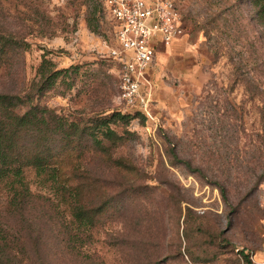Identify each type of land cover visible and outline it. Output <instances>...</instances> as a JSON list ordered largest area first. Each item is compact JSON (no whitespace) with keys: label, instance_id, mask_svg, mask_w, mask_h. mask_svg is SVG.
Wrapping results in <instances>:
<instances>
[{"label":"rangeland","instance_id":"rangeland-1","mask_svg":"<svg viewBox=\"0 0 264 264\" xmlns=\"http://www.w3.org/2000/svg\"><path fill=\"white\" fill-rule=\"evenodd\" d=\"M87 1L0 0V23L30 45L14 70H0V88L29 83L46 55L57 69L80 70L75 82L58 80L39 100L42 106L83 124L99 112L135 115L117 101L106 0H94L97 33L87 26ZM176 1L188 37L157 56L148 77L150 117L143 123L135 115L127 128L112 125L120 136L131 133L110 150L129 170L105 156L84 161L85 201L91 208L110 206L100 214L92 250L106 264H246L243 255L264 264V182L250 195L244 188L246 174L264 172L263 107L248 93L260 91L261 30L246 0ZM26 176L35 193H45L33 170ZM217 181L228 188L229 203ZM43 252L49 264H78L52 247Z\"/></svg>","mask_w":264,"mask_h":264},{"label":"trees","instance_id":"trees-1","mask_svg":"<svg viewBox=\"0 0 264 264\" xmlns=\"http://www.w3.org/2000/svg\"><path fill=\"white\" fill-rule=\"evenodd\" d=\"M246 1L264 40V0ZM87 2L92 5L88 7L87 26L97 33V7L94 0ZM103 13L106 15L104 6ZM29 48L25 37L0 23V70H14L16 61ZM261 68L260 78L256 80L260 91L249 89L248 93L253 99L259 97L263 107L260 137L264 160V62ZM79 70V67L57 69L45 55L29 83L23 82L17 90L0 88V264H49V255L43 252L49 247L56 249L63 259L67 257L78 264H106L92 249L100 214L110 206L91 208L85 201V186L90 179L85 176L83 164L87 156H105L119 169L128 171L123 160L113 159L110 150L124 144L126 134L131 133L125 131V136H120L112 125L127 128L136 116L143 123L146 116L140 112L136 116L120 111L111 115L99 112L95 121L83 124L39 103L58 80L69 78L75 82ZM170 156L179 160L175 149ZM182 162L192 172L203 174L190 161ZM262 167L264 171V164L259 169ZM28 170L35 172V184L45 193L32 190L26 176ZM244 182L246 194L250 195L263 184L264 172L258 177L251 171L250 176L245 175ZM217 184L223 200L229 203L228 188L218 181ZM243 257L246 264H253L248 255Z\"/></svg>","mask_w":264,"mask_h":264},{"label":"built area","instance_id":"built-area-1","mask_svg":"<svg viewBox=\"0 0 264 264\" xmlns=\"http://www.w3.org/2000/svg\"><path fill=\"white\" fill-rule=\"evenodd\" d=\"M104 7L114 39L108 55L119 67L117 101L150 117L157 53L188 37L182 9L176 0H106Z\"/></svg>","mask_w":264,"mask_h":264},{"label":"crops","instance_id":"crops-1","mask_svg":"<svg viewBox=\"0 0 264 264\" xmlns=\"http://www.w3.org/2000/svg\"><path fill=\"white\" fill-rule=\"evenodd\" d=\"M177 43H178V42H177ZM177 43H175V44H177ZM175 44H174V45H175ZM174 45H173V46H174ZM170 48H171V47H170ZM161 49H165V48H161ZM161 49H159V51H158V53H157V56H158V54L160 53V50H161ZM167 49H169V48H167ZM167 49H165V50H167ZM156 60H157V59H156Z\"/></svg>","mask_w":264,"mask_h":264}]
</instances>
